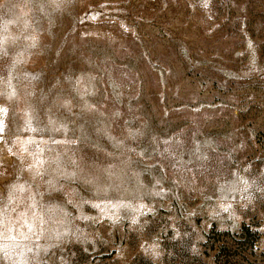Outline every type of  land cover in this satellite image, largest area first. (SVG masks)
<instances>
[{"label": "rangeland", "instance_id": "rangeland-1", "mask_svg": "<svg viewBox=\"0 0 264 264\" xmlns=\"http://www.w3.org/2000/svg\"><path fill=\"white\" fill-rule=\"evenodd\" d=\"M0 264H264V0H0Z\"/></svg>", "mask_w": 264, "mask_h": 264}, {"label": "trees", "instance_id": "trees-1", "mask_svg": "<svg viewBox=\"0 0 264 264\" xmlns=\"http://www.w3.org/2000/svg\"><path fill=\"white\" fill-rule=\"evenodd\" d=\"M220 249H221V247H220Z\"/></svg>", "mask_w": 264, "mask_h": 264}]
</instances>
